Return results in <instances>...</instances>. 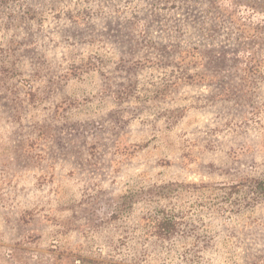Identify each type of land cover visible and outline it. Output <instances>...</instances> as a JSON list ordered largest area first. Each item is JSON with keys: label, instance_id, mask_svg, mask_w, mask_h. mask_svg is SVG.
<instances>
[{"label": "rangeland", "instance_id": "obj_1", "mask_svg": "<svg viewBox=\"0 0 264 264\" xmlns=\"http://www.w3.org/2000/svg\"><path fill=\"white\" fill-rule=\"evenodd\" d=\"M0 264H264V0H0Z\"/></svg>", "mask_w": 264, "mask_h": 264}]
</instances>
